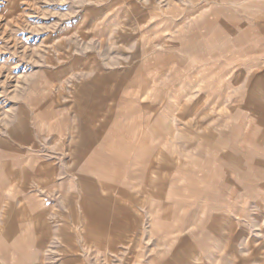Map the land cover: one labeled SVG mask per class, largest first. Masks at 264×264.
Returning <instances> with one entry per match:
<instances>
[{
	"label": "rangeland",
	"instance_id": "obj_1",
	"mask_svg": "<svg viewBox=\"0 0 264 264\" xmlns=\"http://www.w3.org/2000/svg\"><path fill=\"white\" fill-rule=\"evenodd\" d=\"M77 102L101 121L72 151ZM0 149V199L19 155L64 184L28 195L104 218L0 229V264H264V0H0Z\"/></svg>",
	"mask_w": 264,
	"mask_h": 264
},
{
	"label": "crops",
	"instance_id": "obj_2",
	"mask_svg": "<svg viewBox=\"0 0 264 264\" xmlns=\"http://www.w3.org/2000/svg\"><path fill=\"white\" fill-rule=\"evenodd\" d=\"M142 90L143 88H140V90L136 92L137 95L138 93H142ZM117 91L118 93H116L115 100L119 102L121 99H123L121 94L122 91L120 88L117 89ZM137 95H134L132 99V106L122 108L120 110V114H124L126 112H130L132 115L135 114L136 108L134 107V99H136ZM76 104L77 107L75 110V114H73V117L67 116L66 118L68 120L66 119L64 121L68 125L70 121L69 119H72L70 128L71 140L69 145L72 151L73 149L75 151H80V147H82L83 149V147L87 143L86 141H88L90 134L94 131V121H101L98 118V115H95L96 113L93 110H90L89 105H86L84 108H81L78 106V102ZM86 104H88V102ZM27 134L28 133L25 132V137H27ZM78 138L80 139V141L77 142L78 145L74 146L73 143ZM8 152L9 151L7 150L0 149V158H7L9 153L10 158L12 157V155H14V153ZM22 162L23 159L20 158L19 155L12 159V161L10 162L11 167H18L20 165V168L10 173V175L13 174L17 178V180L22 182V190L17 189V192L14 191L15 195H19V205H16L17 202L15 200L14 194H11L10 197L1 196L0 202L2 201L4 204L0 203V229H6L10 232V227L30 225L27 228L33 227L36 229L37 233L42 238L41 239L39 237L42 241L41 244H47L48 242H51L53 238L56 240V242H60V240L64 241V237L66 239H72V243L75 244V238L80 235V222L83 221V234L85 238H96L97 240L99 238L103 239V235L99 227L100 223L104 222L103 215L87 211L90 202H92L91 204L96 203V201L99 203L102 202L99 200L98 197H96L95 199H91L84 195L81 199V214H78L75 211V208L79 207V199L76 198V195L74 193L62 196V202L64 208H66L67 212H69L68 214H65L62 211V208L48 207L44 203V200L40 196V194L39 196L37 193L28 195L26 192L28 191L27 189H29L30 186H36L41 192L44 191L45 193L50 192V190L54 187L64 188L63 182L59 183V185H55V183L53 184V180L59 172L58 168L54 166V163H51L50 166L47 165L44 167L37 168L34 166L26 167L24 165H21ZM75 171L77 172L76 169ZM11 179L13 178H10V180ZM1 185L3 186V188L6 187L5 183ZM94 216L100 218V221ZM27 217L29 218L30 223L26 222V224H23L26 221ZM92 220L96 221L93 222ZM32 252L33 251L31 249H29L28 251L26 250L25 252V259L27 261V264H29V261H31V255L33 254Z\"/></svg>",
	"mask_w": 264,
	"mask_h": 264
}]
</instances>
